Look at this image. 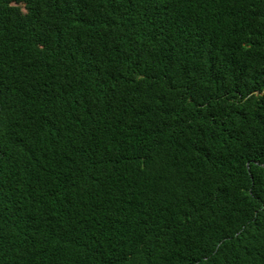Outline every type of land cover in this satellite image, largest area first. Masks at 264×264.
I'll use <instances>...</instances> for the list:
<instances>
[{
	"label": "trees",
	"instance_id": "obj_1",
	"mask_svg": "<svg viewBox=\"0 0 264 264\" xmlns=\"http://www.w3.org/2000/svg\"><path fill=\"white\" fill-rule=\"evenodd\" d=\"M0 264H264V0H0Z\"/></svg>",
	"mask_w": 264,
	"mask_h": 264
}]
</instances>
